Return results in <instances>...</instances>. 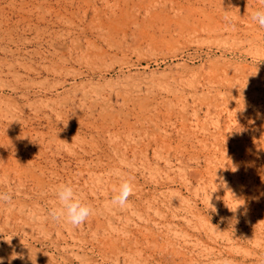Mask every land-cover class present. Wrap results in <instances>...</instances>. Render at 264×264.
<instances>
[{
  "label": "rangeland",
  "instance_id": "1",
  "mask_svg": "<svg viewBox=\"0 0 264 264\" xmlns=\"http://www.w3.org/2000/svg\"><path fill=\"white\" fill-rule=\"evenodd\" d=\"M262 9L0 0L3 264H264ZM60 183L80 227L48 215Z\"/></svg>",
  "mask_w": 264,
  "mask_h": 264
},
{
  "label": "clouds",
  "instance_id": "2",
  "mask_svg": "<svg viewBox=\"0 0 264 264\" xmlns=\"http://www.w3.org/2000/svg\"><path fill=\"white\" fill-rule=\"evenodd\" d=\"M262 3H264V0H262ZM252 19L260 27H264V9L254 11L252 13ZM52 191L56 198V203L49 210L48 215L54 221L62 222L73 227H80L94 214V209L83 202L80 194H78L70 183H60ZM113 193L109 206L124 209L128 205L129 197L134 194L133 184L129 180L124 179L118 187L113 188ZM11 199V194L0 192V202L8 203ZM236 209L231 211L235 212ZM8 242L10 243L11 239ZM16 258L23 259L24 257L20 254H14L12 259ZM0 264H3L2 258H0ZM33 264H35V261H33Z\"/></svg>",
  "mask_w": 264,
  "mask_h": 264
},
{
  "label": "bare ground",
  "instance_id": "3",
  "mask_svg": "<svg viewBox=\"0 0 264 264\" xmlns=\"http://www.w3.org/2000/svg\"><path fill=\"white\" fill-rule=\"evenodd\" d=\"M126 1H127V3H128V0H126ZM100 24H101V23H100ZM78 110H80V109H78ZM105 115H106V114H105ZM108 116H109V114H108ZM109 117L111 118V116H109ZM104 119H105V118H104ZM106 119H107V118H106ZM106 119H105V120H106ZM108 120H109V119H108ZM110 121H111V120H110ZM112 121H113V120H112ZM108 122H109V121H108ZM112 123L114 124L115 122L113 121ZM113 126H115V125H113ZM92 134H93V133H92ZM93 135H94V134H93ZM97 139H98V138H97ZM92 140H93V139H92ZM93 141H94V140H93ZM100 145H101V144H100ZM96 146H97V145H96ZM98 147H99V146H98ZM86 148H88V147H86ZM116 150H117V149H116ZM76 151H78V150H76ZM108 153H109V152H108ZM120 154H121V153H120ZM120 154H119V155H120ZM108 155H109V154H108ZM147 155H148V154H147ZM109 156H110V155H109ZM111 156H112V154H111ZM108 158H109V157H108ZM112 159H113V158H112ZM38 176H39V175H38ZM33 177H34V176H33ZM39 178H40V176H39ZM50 180H51V179H50ZM43 181H45V180L43 179ZM51 181H53V180H51ZM41 182H42V180H41ZM57 185H58V184H57ZM46 197H47V196H46ZM91 198H92V197H91ZM89 205H90V204H89ZM93 208H94V207H93ZM95 208H97V207H95ZM159 211H161V210H159ZM103 212H104V211H103ZM130 216H131V215H130ZM96 217H97V216H96ZM153 217H154V216H153ZM107 218H108V217H107ZM97 219H98V217H97ZM99 219H100V218H99ZM113 219H114V218H113ZM112 221H113V220H112ZM98 222H99V221H98ZM101 224H102V223H101ZM143 224H144V223H143ZM141 225H142V224H141ZM141 225H140V227H141ZM124 226H126V225H124ZM126 227H127V226H126ZM144 227H145V226H144ZM142 228H143V227H142ZM148 228H149V227H148ZM135 229H136V228H135ZM139 229H140V228H139ZM139 229H138V230H139ZM61 230H62V229H61ZM130 231H131V230H130ZM143 231H144V230H143ZM150 233H153V232H150ZM118 239H121V238L118 237ZM118 239H116V240H118ZM124 240H125V239H124ZM112 241H113V240H112ZM125 241H127V240H125ZM125 241H124V242H125ZM106 242H107V241H106ZM106 242H105V243H106ZM125 243H126V242H125ZM113 244H114V243H113ZM113 244H112V245H113ZM116 245H117V244H116ZM123 245H124V244H123ZM123 245H121V246H123ZM118 246H119V245H118Z\"/></svg>",
  "mask_w": 264,
  "mask_h": 264
}]
</instances>
